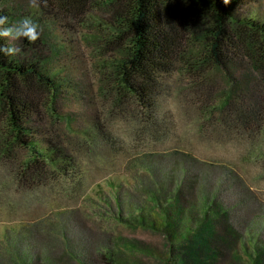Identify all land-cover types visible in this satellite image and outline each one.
<instances>
[{
  "label": "rangeland",
  "instance_id": "obj_1",
  "mask_svg": "<svg viewBox=\"0 0 264 264\" xmlns=\"http://www.w3.org/2000/svg\"><path fill=\"white\" fill-rule=\"evenodd\" d=\"M106 1L91 0L75 17L50 5L30 9L26 0L2 4L14 15L11 24L30 15L42 29L34 44L8 41L21 49L16 57L41 61L69 83L54 106L48 95L41 134H64L75 167L23 183L18 163L0 158V264H170V249L162 253L165 232L142 219H151L157 199L167 203L165 192L178 186L188 204L223 202L240 234L227 263L247 261L245 248L264 241V128L246 139L215 138L207 121L211 103L200 90L193 93L198 78L185 60L163 79V134L145 132L138 117L107 113L103 91L118 55L107 43ZM253 12L264 16V0ZM206 69L214 83L230 87L221 70Z\"/></svg>",
  "mask_w": 264,
  "mask_h": 264
},
{
  "label": "trees",
  "instance_id": "obj_2",
  "mask_svg": "<svg viewBox=\"0 0 264 264\" xmlns=\"http://www.w3.org/2000/svg\"><path fill=\"white\" fill-rule=\"evenodd\" d=\"M5 1L0 0V16H7L11 24L14 15L3 8ZM90 2L48 0V5L75 17ZM259 2L107 0L105 30L111 35L107 43L118 55L108 66L109 87L103 91L107 113L138 117L145 132L163 134L162 121L168 122L160 119L163 79L185 60L198 78L191 86L193 93L200 90L209 101L206 104L211 103L209 116L205 115L210 133L221 141L259 134L264 128V16L253 12ZM0 44L10 43L0 39ZM193 50L199 51L198 57H191ZM245 61V69L235 76L232 70L239 71ZM207 65L221 70L230 87L214 83ZM69 87L41 61L0 55V158L6 164L18 163L19 182L48 180L65 171L66 165L75 167L64 134H41L47 129L48 95L54 106ZM103 127L99 122L95 125L100 134ZM165 193L170 200L164 204L157 199L159 209H154L151 219L142 220L165 232L162 253L167 255L170 249V264H229L240 234L223 202L188 204L181 186ZM252 244L245 248L247 261L238 257L237 264H264V241L256 239Z\"/></svg>",
  "mask_w": 264,
  "mask_h": 264
},
{
  "label": "clouds",
  "instance_id": "obj_3",
  "mask_svg": "<svg viewBox=\"0 0 264 264\" xmlns=\"http://www.w3.org/2000/svg\"><path fill=\"white\" fill-rule=\"evenodd\" d=\"M30 9L39 10L41 6L47 7L48 0H26ZM225 5L230 0H223ZM42 29L33 20L32 16H24L16 23L9 24L7 16H0V39L7 41H19L26 39L30 43H35L40 39ZM21 49L11 44H0V55L12 57L18 55Z\"/></svg>",
  "mask_w": 264,
  "mask_h": 264
}]
</instances>
